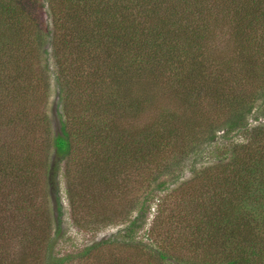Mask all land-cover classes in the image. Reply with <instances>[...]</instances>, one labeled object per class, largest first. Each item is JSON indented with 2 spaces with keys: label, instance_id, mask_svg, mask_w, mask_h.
<instances>
[{
  "label": "rangeland",
  "instance_id": "1",
  "mask_svg": "<svg viewBox=\"0 0 264 264\" xmlns=\"http://www.w3.org/2000/svg\"><path fill=\"white\" fill-rule=\"evenodd\" d=\"M162 1L158 18L172 23L169 33H183L175 36L184 47L176 50L180 59L172 68L189 60L198 67L195 72L182 67L185 77L176 78L166 64L168 55L156 49L139 52L143 61L135 63L138 45L111 48L102 36L88 42L61 38L48 14L49 0H17L19 53L5 64L0 50V148L5 140L10 144L25 136L29 145L34 139L35 149L47 139L53 142L65 124L73 152L59 164L58 236L55 194L37 159L30 162L37 177L28 191L25 175L16 184L32 199L19 190L8 202L1 198L0 264H48L51 235L56 236L53 256L69 258L64 264H202L200 252L194 254L199 242L194 225L213 217L211 201L226 199L219 197L227 192L230 175H242L256 144L264 141L253 132L264 126V61L234 33L232 0L191 2V7L186 0ZM28 15L39 22L29 23ZM59 37L57 57L53 48ZM115 82L124 102L138 103L127 110L129 120L109 115L115 124L106 139L91 110L99 94L105 100L116 95ZM55 154L54 148L49 151V161ZM121 163L124 168L116 169Z\"/></svg>",
  "mask_w": 264,
  "mask_h": 264
},
{
  "label": "trees",
  "instance_id": "2",
  "mask_svg": "<svg viewBox=\"0 0 264 264\" xmlns=\"http://www.w3.org/2000/svg\"><path fill=\"white\" fill-rule=\"evenodd\" d=\"M160 1L162 0H49L50 10L48 14L50 13L55 26L54 33H59L61 38H69L74 42L73 38L78 36L77 40L84 39V41L88 42L90 39L94 40L96 37L102 36L111 48H115V45H118V47L124 45V48L138 45L136 49L138 53L134 59L135 63L143 61L138 56L139 52H150L151 49H156L159 50L157 52H164V55H168L167 57L165 56L167 58L166 64L172 68L175 66V62L180 59L175 54L176 50L184 47L182 41H178L175 36L183 38V33L174 34L173 32H168L172 23L158 18L159 13L163 9ZM203 1L186 0V4L188 7H191L192 4L198 6ZM191 2L194 3L191 4ZM163 3L164 1L161 2V4ZM21 4L26 6L23 2ZM230 4L231 8L234 7L230 13L237 22L234 27V33L236 30V35L240 36L239 42H244L247 50L254 48L264 61V0H232ZM37 5L39 7V4ZM17 7H20L17 4V0H0V50L6 54L5 64H7L8 58L12 60L15 54L19 53L18 48L21 43L18 42L23 40L18 26L21 24L16 23L20 18L15 15L14 10ZM34 7L30 4V8ZM31 13L36 14L34 11ZM34 16L28 15L30 18L29 23L37 24L39 22L36 19L38 17ZM105 16L109 18L106 22L104 20ZM146 24L150 26L147 28L146 26L141 27V25ZM155 24L156 26H154ZM15 25L18 27H15ZM181 28L182 26L178 25L177 30L180 31ZM39 30L41 31V29ZM186 31H189V29H186ZM60 37L55 40L53 48L57 57L58 43L59 40H62ZM144 38H146L145 43H148L149 47L144 45ZM141 41L142 44L140 43ZM66 49H70L68 44ZM191 62L190 60L185 61L179 67L172 68L175 72L173 75L179 78V75L184 73L182 67L187 66L192 67V72H195L198 67ZM154 72L156 73V70ZM115 75L119 77V74ZM185 76L186 74L184 73L182 77ZM102 80L106 81L105 78ZM116 82L115 86L117 88L115 89L117 92L114 90L116 95H112L110 99L107 98L105 100V97L99 94L100 101H96L95 106L91 110L96 113V117L98 116L103 132L106 134V139L108 132L111 131V125L115 124V122L109 121V115L118 114L122 115V119L129 120L131 114L127 110L136 107L138 103L137 99H132L129 104L124 102L125 96L123 97L121 94V89ZM14 83V81H8L7 85L11 90L14 87ZM114 107H118L122 111L115 113L117 111ZM243 107L241 109H244ZM118 121H121V119H118ZM62 129L63 133L58 134L53 142L49 141V139L42 140L43 143H41L40 147L35 148L36 150L33 148L34 139L32 144L29 145L28 137L26 138L25 136L18 141H12L10 144L5 140L4 145L0 148V200L4 202L1 199L3 198L8 202L10 195L14 194V190L23 192L26 199L27 196L32 199V196L27 191L37 174L30 169V162L32 159H37L41 171L47 174L51 193L55 194V219L58 223L56 236L59 235L60 218L63 216V206L56 196L59 164L73 152V141H71L70 133L65 129V124ZM253 132L256 133V140L264 138V126H260ZM49 142L50 144H47ZM262 143L264 141L256 144L257 149L253 153L252 160L247 161L243 166L244 175L236 177V173L231 172L230 176L232 179L228 183L227 192L219 197L226 199L211 201V208L215 210L213 211V217L209 218L208 221L203 218L194 225L199 237V242L193 247L197 248L194 254H196V251L200 252L197 256L201 257L199 259H201L202 264H264V144ZM167 146L168 143L164 145L165 148ZM53 148L56 154L53 160L49 161L48 154ZM27 149L31 150V153ZM109 159L111 160V158ZM134 160H136L135 157ZM22 161L24 163L20 167L19 164ZM124 164L121 163L116 169H123L124 166L122 165ZM224 173L226 174L227 172L224 171ZM21 175H25L23 186H25L27 191L22 187L19 189L16 186L17 183L21 185L19 180ZM226 179H224V182L227 183L229 178L227 177ZM7 186L10 190L6 189ZM231 187L233 189L232 192H230ZM5 193L7 194L5 195ZM196 195L199 197L198 193ZM0 207L3 209L2 203H0ZM221 216L223 218L222 221H220ZM135 222L138 223V220H135L133 225ZM212 223L218 224L212 226ZM205 235L208 236V240L202 239ZM56 236L52 237L51 235L48 238L45 250L48 264H64L69 260L68 257L56 258L53 256L52 248L55 244ZM128 237L126 235V238ZM129 241H133V238L129 237ZM122 245L127 246L126 243ZM99 246L97 244L87 248L83 255H90ZM158 254L161 260H168L165 252H158ZM162 264H184V262L171 263V261H168L162 262Z\"/></svg>",
  "mask_w": 264,
  "mask_h": 264
}]
</instances>
